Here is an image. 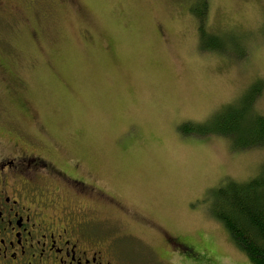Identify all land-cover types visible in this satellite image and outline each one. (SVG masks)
Here are the masks:
<instances>
[{"label": "rangeland", "instance_id": "1", "mask_svg": "<svg viewBox=\"0 0 264 264\" xmlns=\"http://www.w3.org/2000/svg\"><path fill=\"white\" fill-rule=\"evenodd\" d=\"M204 9L221 49L200 48ZM251 87L264 116V0H0V150L23 142L100 192L115 264H251L210 191L254 178L264 148L179 130L243 111Z\"/></svg>", "mask_w": 264, "mask_h": 264}, {"label": "flooded vegetation", "instance_id": "2", "mask_svg": "<svg viewBox=\"0 0 264 264\" xmlns=\"http://www.w3.org/2000/svg\"><path fill=\"white\" fill-rule=\"evenodd\" d=\"M0 165V264H115L94 230L95 204L106 200L100 192L79 188L83 183L68 170L29 153L20 141L7 153L0 150Z\"/></svg>", "mask_w": 264, "mask_h": 264}, {"label": "trees", "instance_id": "3", "mask_svg": "<svg viewBox=\"0 0 264 264\" xmlns=\"http://www.w3.org/2000/svg\"><path fill=\"white\" fill-rule=\"evenodd\" d=\"M207 8V3L205 4ZM198 13L199 43L201 49H221V42L206 32L202 25L204 13ZM211 35V36H208ZM204 39L208 40L204 44ZM220 51V50H219ZM260 92L250 88L248 106L244 110L229 106L204 123H185L179 130L205 136L208 133L225 137L238 136L241 149L264 148V116L253 112L252 102ZM239 110V111H237ZM182 134V135H183ZM206 137V136H205ZM211 192V214L224 225L233 244L248 257L251 264H264V168L248 181H226Z\"/></svg>", "mask_w": 264, "mask_h": 264}, {"label": "snow or ice", "instance_id": "4", "mask_svg": "<svg viewBox=\"0 0 264 264\" xmlns=\"http://www.w3.org/2000/svg\"><path fill=\"white\" fill-rule=\"evenodd\" d=\"M0 167H2V165H0ZM70 175V174H69Z\"/></svg>", "mask_w": 264, "mask_h": 264}]
</instances>
